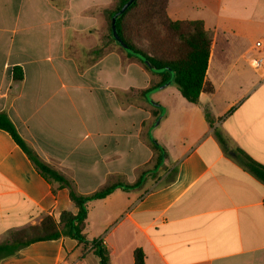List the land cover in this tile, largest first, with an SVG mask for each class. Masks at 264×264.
I'll list each match as a JSON object with an SVG mask.
<instances>
[{"label": "crops", "instance_id": "crops-1", "mask_svg": "<svg viewBox=\"0 0 264 264\" xmlns=\"http://www.w3.org/2000/svg\"><path fill=\"white\" fill-rule=\"evenodd\" d=\"M114 1L0 0V112L81 195L144 175L138 188L88 202L87 245L62 236L0 264H100L93 240L110 264H135L138 249L145 264H264V182L241 157L264 166V63L254 49L264 0H213L220 9L194 19L168 13L212 33L197 103L175 84L147 97L160 75L116 43L101 49ZM63 211L78 212L69 189L0 129V245Z\"/></svg>", "mask_w": 264, "mask_h": 264}, {"label": "trees", "instance_id": "trees-1", "mask_svg": "<svg viewBox=\"0 0 264 264\" xmlns=\"http://www.w3.org/2000/svg\"><path fill=\"white\" fill-rule=\"evenodd\" d=\"M129 2L130 0H115L112 7L104 11L106 34L101 49L116 43L129 56L137 58L149 70L160 75L161 80L152 83L143 93L147 97L151 92L175 84L185 99L197 103L204 89L212 33L205 29L202 20H173L167 11L169 0H134L126 7ZM114 17L118 35L130 51L124 49L113 37ZM18 78L22 79V75ZM148 101L156 105L150 98ZM206 118L210 121L208 112ZM0 129L12 136L46 179L69 189L70 198L78 208L76 214L63 211L58 221L53 216H46L40 225L13 232L7 243L0 245V259L11 256L30 244L56 240L62 236L72 237L80 244L87 245L89 241L84 231L88 218V202L105 198L116 188H138L144 181L143 175L135 185L106 184L90 195H81L72 180L41 160L28 146L6 112H0ZM154 145L160 149L155 141ZM160 150L161 156H165V151ZM241 157L249 170L264 182V166L245 153H242ZM92 244L94 253L100 258V264H110V257L103 243L93 240ZM134 258L135 264H145L141 249L135 251Z\"/></svg>", "mask_w": 264, "mask_h": 264}, {"label": "rangeland", "instance_id": "rangeland-1", "mask_svg": "<svg viewBox=\"0 0 264 264\" xmlns=\"http://www.w3.org/2000/svg\"><path fill=\"white\" fill-rule=\"evenodd\" d=\"M217 1V0H216ZM206 4L201 2L195 3L193 0H170L168 13L174 19H194L197 14L203 13L209 9L218 10L219 6L213 3V0H205ZM208 4V5H207ZM165 173V169H161L152 179L158 180Z\"/></svg>", "mask_w": 264, "mask_h": 264}, {"label": "built area", "instance_id": "built-area-1", "mask_svg": "<svg viewBox=\"0 0 264 264\" xmlns=\"http://www.w3.org/2000/svg\"><path fill=\"white\" fill-rule=\"evenodd\" d=\"M254 49L258 50L261 55L256 59V66H260L264 63V39H258L254 43Z\"/></svg>", "mask_w": 264, "mask_h": 264}, {"label": "water", "instance_id": "water-1", "mask_svg": "<svg viewBox=\"0 0 264 264\" xmlns=\"http://www.w3.org/2000/svg\"><path fill=\"white\" fill-rule=\"evenodd\" d=\"M134 0H130V2L126 5V7L128 5H130ZM112 29H113V37L122 45V47L124 49H126L127 51H130V48L125 46L122 42V40L120 39L119 35H118V32L116 30V17H114V19L112 20ZM161 72V71H159Z\"/></svg>", "mask_w": 264, "mask_h": 264}]
</instances>
